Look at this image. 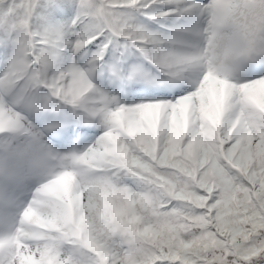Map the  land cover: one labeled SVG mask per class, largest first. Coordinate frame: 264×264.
<instances>
[{"label": "snow or ice", "instance_id": "obj_1", "mask_svg": "<svg viewBox=\"0 0 264 264\" xmlns=\"http://www.w3.org/2000/svg\"><path fill=\"white\" fill-rule=\"evenodd\" d=\"M0 264H264V0H0Z\"/></svg>", "mask_w": 264, "mask_h": 264}]
</instances>
